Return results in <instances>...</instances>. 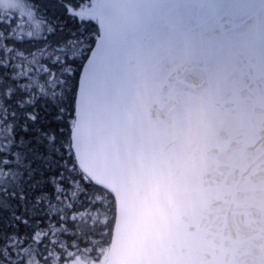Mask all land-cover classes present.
Instances as JSON below:
<instances>
[{
	"label": "water",
	"instance_id": "95a60500",
	"mask_svg": "<svg viewBox=\"0 0 264 264\" xmlns=\"http://www.w3.org/2000/svg\"><path fill=\"white\" fill-rule=\"evenodd\" d=\"M163 26L85 77L79 171L115 205L106 264H264V0H151Z\"/></svg>",
	"mask_w": 264,
	"mask_h": 264
},
{
	"label": "snow or ice",
	"instance_id": "6c2138e0",
	"mask_svg": "<svg viewBox=\"0 0 264 264\" xmlns=\"http://www.w3.org/2000/svg\"><path fill=\"white\" fill-rule=\"evenodd\" d=\"M151 0H0V264L27 228L32 194L56 157L85 77L164 24ZM22 218L24 223H21Z\"/></svg>",
	"mask_w": 264,
	"mask_h": 264
},
{
	"label": "trees",
	"instance_id": "16d2710c",
	"mask_svg": "<svg viewBox=\"0 0 264 264\" xmlns=\"http://www.w3.org/2000/svg\"><path fill=\"white\" fill-rule=\"evenodd\" d=\"M72 124L73 115L61 138L55 182L32 194L27 228L10 243L14 264L88 263L85 257L101 258L108 247L114 201L78 170L70 149Z\"/></svg>",
	"mask_w": 264,
	"mask_h": 264
},
{
	"label": "rangeland",
	"instance_id": "374dc122",
	"mask_svg": "<svg viewBox=\"0 0 264 264\" xmlns=\"http://www.w3.org/2000/svg\"><path fill=\"white\" fill-rule=\"evenodd\" d=\"M103 257H104V255L102 256V259H103ZM85 259H88V260L91 262L90 264H99V262L97 263L98 260H93L94 258H88V257H85L84 260H85ZM102 259H101V260H102ZM103 261H104V259H103ZM103 261H102L101 263H103ZM34 264H39V263H34ZM54 264H74V263H69V262H68V263H54ZM76 264H79V263L76 262ZM81 264H84V263H81Z\"/></svg>",
	"mask_w": 264,
	"mask_h": 264
},
{
	"label": "flooded vegetation",
	"instance_id": "af4514ba",
	"mask_svg": "<svg viewBox=\"0 0 264 264\" xmlns=\"http://www.w3.org/2000/svg\"><path fill=\"white\" fill-rule=\"evenodd\" d=\"M98 262H99V264H102V263H101V260H98L97 263H98ZM88 264H90V263H88Z\"/></svg>",
	"mask_w": 264,
	"mask_h": 264
}]
</instances>
